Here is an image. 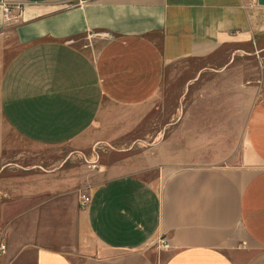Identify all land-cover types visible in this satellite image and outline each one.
Segmentation results:
<instances>
[{"label":"crops","instance_id":"0c3cea01","mask_svg":"<svg viewBox=\"0 0 264 264\" xmlns=\"http://www.w3.org/2000/svg\"><path fill=\"white\" fill-rule=\"evenodd\" d=\"M262 41L264 0H0V264H264V96L236 155L162 143L97 183L103 166L1 174L14 141L136 124L171 69Z\"/></svg>","mask_w":264,"mask_h":264},{"label":"rangeland","instance_id":"374dc122","mask_svg":"<svg viewBox=\"0 0 264 264\" xmlns=\"http://www.w3.org/2000/svg\"><path fill=\"white\" fill-rule=\"evenodd\" d=\"M233 50L171 69L154 113L141 117V123L91 131L85 141L61 147L14 141L25 148L20 151L24 156L6 155V161L17 165H12L13 172L1 174H21L24 168L32 173L72 167L97 172L103 166L106 170L93 180L97 183L144 164L145 153L162 143L195 145L201 152L197 158L207 162L221 157V152L236 155L245 140L248 118L264 96V41ZM184 114L185 124L179 125L177 119ZM183 126L181 140L172 139Z\"/></svg>","mask_w":264,"mask_h":264},{"label":"built area","instance_id":"2783aa9c","mask_svg":"<svg viewBox=\"0 0 264 264\" xmlns=\"http://www.w3.org/2000/svg\"><path fill=\"white\" fill-rule=\"evenodd\" d=\"M84 1H80V4H83ZM3 6L5 7L4 12H5V20L6 22H11L14 20V17L12 16V11H11V7L6 4L3 3ZM91 203V198L87 195V194H83L81 196V205L83 208H86L89 206V204ZM164 246H166L165 243H163ZM2 250H5V246H2Z\"/></svg>","mask_w":264,"mask_h":264}]
</instances>
